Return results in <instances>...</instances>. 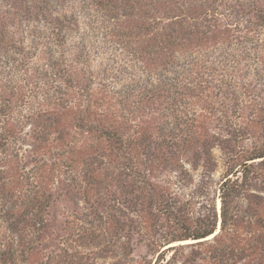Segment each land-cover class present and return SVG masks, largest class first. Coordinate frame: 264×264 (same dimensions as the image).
I'll return each mask as SVG.
<instances>
[{"label": "rangeland", "instance_id": "1", "mask_svg": "<svg viewBox=\"0 0 264 264\" xmlns=\"http://www.w3.org/2000/svg\"><path fill=\"white\" fill-rule=\"evenodd\" d=\"M260 156L264 0H0V264H264Z\"/></svg>", "mask_w": 264, "mask_h": 264}, {"label": "trees", "instance_id": "2", "mask_svg": "<svg viewBox=\"0 0 264 264\" xmlns=\"http://www.w3.org/2000/svg\"><path fill=\"white\" fill-rule=\"evenodd\" d=\"M26 35L29 36L30 39H32V42H35V43L41 38V33H40V31H38V29L35 30V31L33 29L32 31H30L29 35L27 33H26ZM23 42H26V41L23 40ZM257 159H263L262 162H264V156H260ZM228 182H230V179L227 180L226 182H224L223 183V187H222L221 203H222V212L223 213L225 211V205H226L227 199L231 195V193H230L231 190L226 189L227 185H228ZM224 223H225V221L222 220V225H224ZM215 229H216V227L214 225V227L211 228V229H207V230H205L202 233H200V232H197L195 234L191 233L187 237H185L184 239H182V238L178 239V241H184V240H188V239L201 240V239H204V238H209L211 235H213V233L215 232Z\"/></svg>", "mask_w": 264, "mask_h": 264}]
</instances>
